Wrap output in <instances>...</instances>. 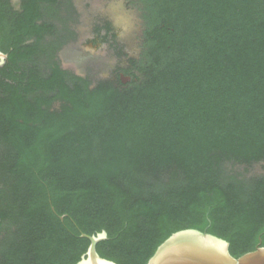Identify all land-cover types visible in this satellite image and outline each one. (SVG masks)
Wrapping results in <instances>:
<instances>
[{
  "label": "trees",
  "instance_id": "trees-1",
  "mask_svg": "<svg viewBox=\"0 0 264 264\" xmlns=\"http://www.w3.org/2000/svg\"><path fill=\"white\" fill-rule=\"evenodd\" d=\"M127 83L62 67L71 0H0V264H147L195 228L264 246V0H139ZM67 10V12H66ZM120 75V74H119Z\"/></svg>",
  "mask_w": 264,
  "mask_h": 264
},
{
  "label": "flooded vegetation",
  "instance_id": "flooded-vegetation-1",
  "mask_svg": "<svg viewBox=\"0 0 264 264\" xmlns=\"http://www.w3.org/2000/svg\"><path fill=\"white\" fill-rule=\"evenodd\" d=\"M71 1L74 5L75 18L70 21V25L76 36L58 51L57 57L62 67L79 76L87 77L77 70L71 58H65L67 53H64V50L75 43L91 47L95 51L108 46L111 51L110 61L116 63L111 69L113 74L111 77L116 80L119 74L124 73L122 69L133 71L132 62L140 59L144 45L145 19L140 1L88 0V7L84 5L85 0ZM125 75L132 78L130 74Z\"/></svg>",
  "mask_w": 264,
  "mask_h": 264
},
{
  "label": "water",
  "instance_id": "water-1",
  "mask_svg": "<svg viewBox=\"0 0 264 264\" xmlns=\"http://www.w3.org/2000/svg\"><path fill=\"white\" fill-rule=\"evenodd\" d=\"M8 54L0 49V65L5 63ZM123 83L132 80L124 73L120 74ZM91 244L88 252L78 264H118L102 257L97 244L108 238L106 231L97 235L84 233ZM147 264H264V246L236 258L230 252V243L212 233L195 228L179 230L159 245Z\"/></svg>",
  "mask_w": 264,
  "mask_h": 264
},
{
  "label": "rangeland",
  "instance_id": "rangeland-1",
  "mask_svg": "<svg viewBox=\"0 0 264 264\" xmlns=\"http://www.w3.org/2000/svg\"><path fill=\"white\" fill-rule=\"evenodd\" d=\"M12 1L16 7H19L21 0ZM85 1L84 5H89V1ZM75 22H77V20ZM64 53H67L65 58H71L73 60V65L77 68V70L90 77L94 83L113 75L111 69L116 65V63L110 61L111 51L108 46H104L100 50L95 51L91 47L74 43L66 47ZM228 168L231 172L244 177L264 174L263 163H255L251 166L229 164Z\"/></svg>",
  "mask_w": 264,
  "mask_h": 264
}]
</instances>
